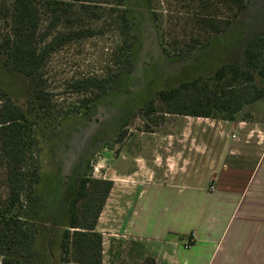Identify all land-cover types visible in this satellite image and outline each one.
Here are the masks:
<instances>
[{
  "label": "rangeland",
  "instance_id": "1",
  "mask_svg": "<svg viewBox=\"0 0 264 264\" xmlns=\"http://www.w3.org/2000/svg\"><path fill=\"white\" fill-rule=\"evenodd\" d=\"M13 1L0 0V42L11 36ZM30 2L38 18V46L51 40L56 45L41 69L56 121L53 129L39 125L32 135L29 168L41 172L43 187L39 197L28 202L22 197L24 213L34 218L28 227L38 231L36 238L39 227H44L42 251L54 262L51 253L58 242V224L78 179H113L95 226L101 235V264H167L159 253L153 252L155 257L144 248L149 243L133 241L130 235V229L134 233L136 228L145 229L147 235L155 215L149 203L142 201L134 208L135 199L155 182L152 167L165 183L170 179L167 174L188 165L198 153L202 128L208 156L228 147L227 140L221 146L213 140L225 138L231 127L222 116L169 114L156 93L211 76L223 65L243 66L244 43L264 30V0H246V8L236 16L223 0ZM87 78L102 80L103 88L72 86ZM254 84L264 88L258 78ZM252 92L251 85L239 88L244 97ZM149 102L152 110L147 108ZM240 121L245 123L244 131L235 133L241 138L249 134L255 146L263 138L264 94L242 105L234 122ZM141 159L146 166L139 174L116 176L115 171H132L131 163ZM6 175L0 153V206L7 195ZM154 207L155 216L165 217L159 205ZM37 211L43 212L45 224L35 219ZM76 255L70 256L69 264H74Z\"/></svg>",
  "mask_w": 264,
  "mask_h": 264
},
{
  "label": "trees",
  "instance_id": "2",
  "mask_svg": "<svg viewBox=\"0 0 264 264\" xmlns=\"http://www.w3.org/2000/svg\"><path fill=\"white\" fill-rule=\"evenodd\" d=\"M223 1L235 11L234 16L246 8V0ZM11 21V36L0 42V153L7 165V195L0 206V264H69L72 254H77L74 264H101V235L95 226L111 190V180L78 179L58 224V242L51 253L54 262L42 251L40 238L44 227H39L38 238V231L34 233L28 227L27 223L34 218L24 213L22 197L24 202L39 197L43 187L41 172L29 168L32 135L39 125L53 129L56 121L41 78L44 62L56 45L51 40L38 46V18L30 0L13 1ZM243 51V66L223 65L211 76L159 90L156 95L167 113L201 118L222 116L234 121L244 103L257 101L264 94V88L254 84L257 78L264 81V30L262 35L247 40ZM247 85H251L253 92L244 97L239 88ZM72 86L102 89L103 81L87 78ZM147 108L152 110L151 102ZM42 213L37 211L35 219L45 224Z\"/></svg>",
  "mask_w": 264,
  "mask_h": 264
},
{
  "label": "crops",
  "instance_id": "3",
  "mask_svg": "<svg viewBox=\"0 0 264 264\" xmlns=\"http://www.w3.org/2000/svg\"><path fill=\"white\" fill-rule=\"evenodd\" d=\"M223 122L231 129L213 144L221 146L227 140V148L207 156L202 128L198 153L188 159V165L167 174L170 179L165 183L151 166L155 182L135 199L134 208L143 201L155 215V205L165 213L160 218L153 215L147 235L138 228L135 235L130 229V235L133 241L149 243L144 248L159 253L167 264H264V125L262 140L253 146L249 134L241 138L235 133L244 131L245 123ZM131 164L132 171H115L116 176H133L146 166L143 159Z\"/></svg>",
  "mask_w": 264,
  "mask_h": 264
},
{
  "label": "built area",
  "instance_id": "4",
  "mask_svg": "<svg viewBox=\"0 0 264 264\" xmlns=\"http://www.w3.org/2000/svg\"><path fill=\"white\" fill-rule=\"evenodd\" d=\"M231 137H232V138H235V136H234V135H232Z\"/></svg>",
  "mask_w": 264,
  "mask_h": 264
}]
</instances>
